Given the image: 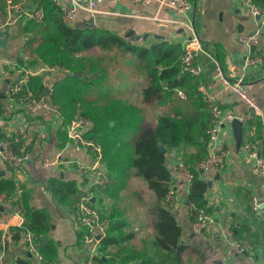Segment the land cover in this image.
Returning <instances> with one entry per match:
<instances>
[{
    "label": "crops",
    "instance_id": "0c3cea01",
    "mask_svg": "<svg viewBox=\"0 0 264 264\" xmlns=\"http://www.w3.org/2000/svg\"><path fill=\"white\" fill-rule=\"evenodd\" d=\"M189 1L191 10L187 18L155 2L104 1L96 14V27L118 34L126 33L130 40L134 36L132 41H137L139 37L145 40L151 38L152 41L166 40L178 43L183 49H192L194 63L200 68L197 76L200 91L215 94L222 107L243 114L247 111L246 104L225 89L221 77L240 79L244 90L259 103L261 113L242 123L239 146H236L231 122L220 130L227 148L224 168L210 176L200 173L201 177L211 182L205 193L207 211L213 216L209 231L193 228L195 217L191 219V208L186 203L188 187L175 177L172 178V185L177 190V201L171 209L181 226L179 240L185 245L182 257L186 263L248 264L252 261L264 264V225L249 209L251 194L264 197V176L256 174L240 152L241 145L250 141L256 144L259 152L264 153V23L252 16L241 0ZM16 5L26 10L38 8L34 0H5L4 6H0V140L15 136L16 152L34 149L36 153L27 161L22 173L0 157V180L11 178L16 189L12 197L6 196L4 191L0 192V264H82L90 249L83 242L82 226L72 214L73 206L56 203L47 181L56 177L73 179L76 184L81 182L76 164L92 163V155L88 148L68 138L67 125L62 128L59 111L50 99L52 84L64 77L66 71L58 66L24 62L23 51L16 56L8 53V39L19 36L17 33L26 36L22 32L23 26L32 20L25 15L16 16ZM82 16L84 13L78 12L74 24L82 23ZM256 29L260 30L259 45L253 52L262 53L263 62L260 66H246V48L238 37ZM192 37L197 39V43L190 41ZM50 67L56 69L48 70ZM26 71L29 72L28 78L40 77L46 86L45 106L34 116L8 92L10 84L24 76ZM153 124L154 121L150 123ZM183 155V147L167 151L166 165L170 171L173 161L184 158ZM44 156L56 158L58 162L47 165L43 162ZM104 167L109 172V182L104 190L97 193V206L109 219H122L125 223L123 231L134 234L127 241L128 246L148 247L154 236L149 212L155 202L154 194L147 189L143 179L132 174L131 169L124 178L112 183V172L105 163ZM86 183L87 180L83 179L82 185ZM137 183L140 189L134 188ZM119 188L131 191L136 201L123 200L124 204H119L112 199L111 202L112 190ZM21 191L27 193L28 204L32 208L42 209L49 216L50 227L42 237L43 242L48 243L43 247L39 244L40 260L27 250L23 235L14 239L10 232V228L21 226L24 222L22 210L15 202ZM145 191L152 196L150 203L143 201ZM120 206L124 209L118 211ZM100 247L101 241L96 248L99 258L103 255Z\"/></svg>",
    "mask_w": 264,
    "mask_h": 264
},
{
    "label": "trees",
    "instance_id": "16d2710c",
    "mask_svg": "<svg viewBox=\"0 0 264 264\" xmlns=\"http://www.w3.org/2000/svg\"><path fill=\"white\" fill-rule=\"evenodd\" d=\"M252 1L264 7V0ZM34 2L43 9L42 21L30 20L23 26L22 32L27 36L26 44L31 45L30 63L58 66L66 71L64 77L52 84L49 94L59 111L62 128L74 118H88L91 128L86 137L100 145L101 160L112 172V183L124 178L131 169L134 176L145 181L147 189L155 197L149 210L154 229L149 246H128L127 241L134 234L123 231L125 223L122 219L113 220L110 217V226L101 240L103 255L97 259L98 263L188 264L182 257L185 245L179 240L181 226L165 201L172 184L166 153L183 147L185 160L205 158L210 112L203 92L198 89V77L182 71L181 58L185 49L166 40L142 45L96 26L70 25L53 0ZM4 3L5 0H0L1 7ZM112 48L134 57L133 67L142 73L145 82L138 95L124 98L106 92L109 84L106 63L99 53H84ZM123 85L126 83H120L119 87ZM27 86L36 97L46 95L45 82L40 77L28 78ZM108 87L114 89L110 84ZM178 90L184 94L183 98L178 95ZM154 106L159 107L152 117L154 124H146L145 110ZM5 138L16 151L15 136ZM64 140L62 137V142ZM160 145L164 150H160ZM200 175L195 173L186 195L192 220L198 209L208 212L205 199L208 180ZM47 183L57 204L73 206L77 199L75 180L50 177ZM2 191L8 197L15 196L16 189L11 178L0 180ZM15 202L22 210L24 222L21 226L10 228L12 237L19 239L27 229L36 235L43 247L48 242H43L42 237L50 227L47 212L32 208L25 191L20 192Z\"/></svg>",
    "mask_w": 264,
    "mask_h": 264
},
{
    "label": "built area",
    "instance_id": "2783aa9c",
    "mask_svg": "<svg viewBox=\"0 0 264 264\" xmlns=\"http://www.w3.org/2000/svg\"><path fill=\"white\" fill-rule=\"evenodd\" d=\"M54 4L61 10L65 21L70 24L75 21L78 12H83L81 24L89 26H97L96 14L100 5L105 1L116 0H53ZM133 3H149L155 2L160 6L173 10L182 18H187L191 10L189 0H128ZM248 8L252 16L261 20L264 23V8L254 3L252 0H241ZM16 16L25 15L37 22L42 21L43 9L41 7L32 10L23 9L22 6H14ZM74 24V23H73ZM260 30L247 34H240L238 40L245 46L246 53L244 55V64L246 66H260L263 62L262 53L254 51L259 45ZM1 37V35H0ZM190 41L196 42L197 39L192 37ZM254 46V49L251 48ZM182 71L188 72L194 76L200 74V68L194 63V51L185 49L182 58ZM60 68V67H59ZM57 68V69H59ZM48 70H55L50 67ZM29 72L15 80L10 84L8 92L10 97L23 104L25 110L36 115L38 110L45 106L44 96L36 97L33 90L27 86ZM222 84L231 94L235 95L239 100L247 106V111L243 114H237L235 111L222 107L216 99L215 94L203 92V98L207 103L210 112V123L206 129L207 134V156L196 161H188L184 158L175 159L173 161V169L171 177L177 178L184 185L189 187L190 182L196 172L204 175H213L215 172L223 169L225 166V158L227 148L224 144L220 130L228 125L233 119L237 118L241 123H247L255 114L261 113L259 103L250 96L243 88L240 79L231 80L226 77H221ZM178 95L184 97L182 91L178 90ZM57 109V106H55ZM67 136L77 145L88 148L92 155V163H77V173L80 176V181L77 183V199L72 207V214L75 220L82 226L83 242L90 247L82 264H99L98 252L96 248L102 238L106 235L110 226V220L105 212L96 204L97 193L104 190L109 182V172L104 167L101 160V147L92 138L86 137V133L91 128V121L86 117L74 118L67 125ZM226 140V139H225ZM240 152L247 162L252 165L253 171L264 176V153L259 152L254 142L246 141L241 145ZM34 149L16 152L8 140H0V157L9 163L17 172H24L28 160L35 154ZM43 162L47 165H54L58 162L56 158L44 156ZM86 179L87 183L82 185V180ZM176 187L170 185V188L165 196L166 203L172 207L176 205L177 194ZM249 209L254 214L255 218L264 225V197L256 194L249 196ZM213 223V216L204 209H198L195 213V219L192 226L197 231H209ZM26 241L27 250L32 253L37 259H42L39 251V242L36 235L27 230L23 234ZM248 264H255L249 262Z\"/></svg>",
    "mask_w": 264,
    "mask_h": 264
},
{
    "label": "rangeland",
    "instance_id": "374dc122",
    "mask_svg": "<svg viewBox=\"0 0 264 264\" xmlns=\"http://www.w3.org/2000/svg\"><path fill=\"white\" fill-rule=\"evenodd\" d=\"M74 22L70 23L72 25ZM81 24V23H79ZM15 29L14 31H16ZM19 32V31H17ZM16 37H10L8 39V48L7 51L9 54H12V56H16V54L19 51H23L25 56L23 61L28 62L27 58L29 54V49L31 47L30 44H26L27 41V36H23L22 34L17 33ZM121 37L128 39L129 36L126 33L120 34ZM152 41L151 38L149 39H142L141 37L137 38V43L138 44H146L148 45ZM116 48L112 49H106L105 51H101L99 49H93V50H88L85 51L84 53H99V55L102 56L104 64L106 63V66L108 67V79L107 82L113 87L114 89H109V84L105 88V91L111 94H115L118 97H134V95H138L142 85H144V79L142 73H140L139 70L135 69L133 66L135 65V60L134 57L130 56L128 53H119V51L115 50ZM15 58V57H14ZM105 60V61H104ZM52 83V82H51ZM50 83V84H51ZM120 83L126 85L119 87ZM52 88V87H51ZM50 88V89H51ZM119 88V90L117 89ZM129 88V89H128ZM118 91H117V90ZM116 90V91H115ZM51 91V90H50ZM159 107H150L145 110V123L150 124L152 122V117L158 112ZM132 184H135V181H132ZM137 186L134 188H139L138 183L136 184ZM112 198L109 197V199L112 202L113 201L119 204H124L123 200L130 201V199L135 200V198L132 196L131 191H126L123 190L122 188H119L117 190H112ZM152 200V196L148 192H144L143 195V201L146 203H150ZM136 201V200H135ZM141 206L143 205L144 207L145 204H140ZM124 207L120 206L118 211L123 210ZM126 211V209H125ZM127 212V211H126ZM144 212V211H143Z\"/></svg>",
    "mask_w": 264,
    "mask_h": 264
},
{
    "label": "water",
    "instance_id": "95a60500",
    "mask_svg": "<svg viewBox=\"0 0 264 264\" xmlns=\"http://www.w3.org/2000/svg\"><path fill=\"white\" fill-rule=\"evenodd\" d=\"M134 39V36H131V40ZM254 49V46L251 48V50ZM75 76L79 75L77 73H74ZM231 126H232V130H233V136H234V139H235V143H236V146H239L240 142H241V126H242V123L239 119L235 118L231 121ZM160 150H164V147L162 145L159 146ZM216 176L218 177V174H216ZM211 185V182L208 181L207 182V186H210ZM187 203V202H186ZM163 207L165 209L168 208V206L166 205H163Z\"/></svg>",
    "mask_w": 264,
    "mask_h": 264
}]
</instances>
